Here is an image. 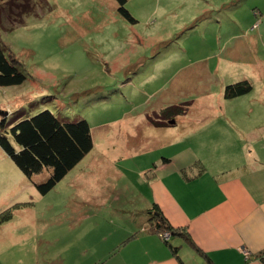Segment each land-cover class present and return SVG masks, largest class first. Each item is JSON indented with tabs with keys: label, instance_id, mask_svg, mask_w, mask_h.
<instances>
[{
	"label": "rangeland",
	"instance_id": "obj_1",
	"mask_svg": "<svg viewBox=\"0 0 264 264\" xmlns=\"http://www.w3.org/2000/svg\"><path fill=\"white\" fill-rule=\"evenodd\" d=\"M43 1L23 25L0 28V42L27 77L23 85L0 87V111L8 113L10 123L46 110L70 120L84 119L93 128L97 147L45 196L36 184L45 182L48 172L29 179L0 148V264H29L22 257L25 252H38L42 262L55 254L52 237L62 233L57 221L78 204L98 200L99 187L91 184L95 175L107 173L101 184L110 186L104 189L108 194L117 191L125 197L132 190L144 191L140 171L147 175L163 152H175L167 148L169 139L183 138L189 129L205 124L215 128L221 119L210 110L227 109L222 121H264L258 107L264 104V82L254 80V90L242 100L220 97V81L227 76L219 59L226 55V33L236 34L239 22L244 30L251 20L248 10L259 0H128L136 24L117 15L114 0ZM208 12L215 13L214 20L219 17L222 29L218 36L209 29L201 41V31L189 29ZM202 66L206 71L200 75ZM205 76L207 80L200 79ZM173 106L188 112L194 106L188 121L179 117L177 127L163 130L151 122H169L163 109ZM244 106L242 114L230 112ZM214 134L209 127L189 134L183 138L190 141L185 150L176 151L211 156L220 139ZM205 137L208 142L201 141ZM95 214L107 216L104 209Z\"/></svg>",
	"mask_w": 264,
	"mask_h": 264
},
{
	"label": "crops",
	"instance_id": "obj_2",
	"mask_svg": "<svg viewBox=\"0 0 264 264\" xmlns=\"http://www.w3.org/2000/svg\"><path fill=\"white\" fill-rule=\"evenodd\" d=\"M248 11L251 20L244 30L239 22L236 34L226 33L223 42L226 55L224 58L222 53L219 58L227 67L226 79L220 81V97L230 102L245 96L225 99L227 86L248 80L255 88L254 80L264 82V0L254 3ZM204 16L189 29L200 30L201 41L209 29L217 36L219 28L222 29L219 17L214 20L215 13ZM218 44H221L219 37ZM202 67L200 75L206 71ZM196 76L199 73L190 74L185 81ZM200 79L207 80L206 76ZM261 102L264 103V97ZM258 107L264 113V104ZM191 108L194 106H190L183 119H187ZM220 109L221 112L210 110L221 119L215 128L209 124L188 128L186 135H196L207 127L214 131L211 136L220 139L211 156L189 154L188 149L176 151L181 147L185 150L184 146L190 143L183 140L186 136L169 139L167 148L175 152L167 155L163 152L159 164L149 166L156 171L149 169L144 175L142 169L139 178L145 182L146 189H140L139 193L132 190L125 197L117 191L106 193L104 189L110 186L101 184V180L107 173L97 174L94 180L90 179L93 187H99L98 200L78 204L71 215L57 221L62 233L52 237L55 254L47 255L42 262L36 251L17 253H23L29 264H264V121H222L227 118L228 110ZM240 109L232 108L230 112L242 114L246 106ZM178 122L179 119L161 129L177 127ZM92 137L95 151L93 128ZM201 141L209 140L205 137ZM101 209L106 211V217L95 214ZM155 211L162 213L174 229L188 233L195 246L180 234H172L167 243L161 234L151 231ZM171 247L178 252L174 253Z\"/></svg>",
	"mask_w": 264,
	"mask_h": 264
},
{
	"label": "trees",
	"instance_id": "obj_3",
	"mask_svg": "<svg viewBox=\"0 0 264 264\" xmlns=\"http://www.w3.org/2000/svg\"><path fill=\"white\" fill-rule=\"evenodd\" d=\"M114 1L117 3L118 16L132 24L138 22L127 8L128 0ZM43 3V0H0V28L13 30L23 25L25 19L34 15L39 4ZM9 52L4 43L0 42L1 88L23 85L27 79L19 61ZM253 89L250 81H242L227 86L224 98H240L249 95ZM186 112L185 108L175 106L163 110L164 114L169 115V122L176 121ZM5 117H0V148L29 179L48 172L49 178L41 184H36L41 195L49 194L94 149L92 128L84 119L70 120L48 110L17 123H10ZM151 122L160 128L170 126V123L165 121L162 123L151 119ZM151 221V231L161 235L180 234L194 245L188 233L174 229L162 213L155 211ZM171 248L174 253L178 252L177 248ZM197 250L204 255L198 248Z\"/></svg>",
	"mask_w": 264,
	"mask_h": 264
},
{
	"label": "built area",
	"instance_id": "obj_4",
	"mask_svg": "<svg viewBox=\"0 0 264 264\" xmlns=\"http://www.w3.org/2000/svg\"><path fill=\"white\" fill-rule=\"evenodd\" d=\"M161 236H162V238H163L165 241H168L169 238H170V233H165V234H162ZM244 253H245L246 256H248V254H249L246 250H244Z\"/></svg>",
	"mask_w": 264,
	"mask_h": 264
},
{
	"label": "water",
	"instance_id": "obj_5",
	"mask_svg": "<svg viewBox=\"0 0 264 264\" xmlns=\"http://www.w3.org/2000/svg\"><path fill=\"white\" fill-rule=\"evenodd\" d=\"M4 114H5V116L8 115L7 112L0 111V115H4ZM170 124H175V121L170 122Z\"/></svg>",
	"mask_w": 264,
	"mask_h": 264
},
{
	"label": "clouds",
	"instance_id": "obj_6",
	"mask_svg": "<svg viewBox=\"0 0 264 264\" xmlns=\"http://www.w3.org/2000/svg\"><path fill=\"white\" fill-rule=\"evenodd\" d=\"M170 237H171V234H170ZM170 239V238H169ZM169 241V240H168Z\"/></svg>",
	"mask_w": 264,
	"mask_h": 264
}]
</instances>
